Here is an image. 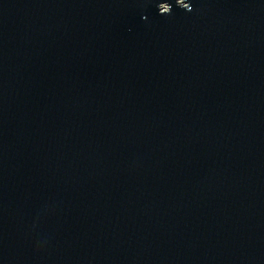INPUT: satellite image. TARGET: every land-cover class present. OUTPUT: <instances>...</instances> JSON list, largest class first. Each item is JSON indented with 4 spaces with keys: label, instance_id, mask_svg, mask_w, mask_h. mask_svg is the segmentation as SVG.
Here are the masks:
<instances>
[{
    "label": "water",
    "instance_id": "95a60500",
    "mask_svg": "<svg viewBox=\"0 0 264 264\" xmlns=\"http://www.w3.org/2000/svg\"><path fill=\"white\" fill-rule=\"evenodd\" d=\"M0 264H264V0H0Z\"/></svg>",
    "mask_w": 264,
    "mask_h": 264
},
{
    "label": "clouds",
    "instance_id": "9594fccd",
    "mask_svg": "<svg viewBox=\"0 0 264 264\" xmlns=\"http://www.w3.org/2000/svg\"><path fill=\"white\" fill-rule=\"evenodd\" d=\"M188 10L190 11V10H191V8H188ZM169 12H170V11H169ZM169 12H168V13H169ZM164 14H167V13H164Z\"/></svg>",
    "mask_w": 264,
    "mask_h": 264
}]
</instances>
